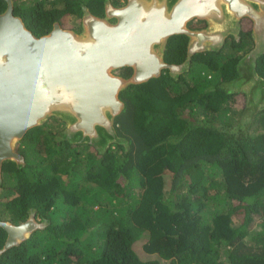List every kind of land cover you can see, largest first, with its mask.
I'll return each instance as SVG.
<instances>
[{
	"label": "trees",
	"instance_id": "trees-1",
	"mask_svg": "<svg viewBox=\"0 0 264 264\" xmlns=\"http://www.w3.org/2000/svg\"><path fill=\"white\" fill-rule=\"evenodd\" d=\"M82 4L103 16L105 0H13L36 36L78 21ZM240 34L227 48L194 54L176 79L165 69L119 92L125 107L114 124L128 149L113 143L98 153L55 140V125L29 129L20 142L26 164H3L0 206L16 220L38 207L51 224L6 250L0 264H264V110L250 134L214 126L234 124L243 111L236 92L221 86L238 77L253 45L250 31ZM187 41L171 36L164 60L182 63ZM256 63L264 78V54ZM142 236V252L160 260L139 256ZM5 239L0 228V248Z\"/></svg>",
	"mask_w": 264,
	"mask_h": 264
},
{
	"label": "water",
	"instance_id": "water-1",
	"mask_svg": "<svg viewBox=\"0 0 264 264\" xmlns=\"http://www.w3.org/2000/svg\"><path fill=\"white\" fill-rule=\"evenodd\" d=\"M5 2L0 13V181L4 162L24 165L17 145L27 131L51 117L64 124L57 141L88 144L98 153L113 143L128 149L114 124L125 107L119 92L165 69L178 78L189 70L194 54L221 50L244 17L253 23V46L237 63L238 77L222 87L246 97L238 121L242 134L264 109V78L256 70L264 54V0H125L117 7L105 0L104 16L82 4L79 32L54 22L40 36L14 14L13 0ZM197 20L206 26H188ZM178 34L188 38L186 59L170 64L164 60L165 48ZM123 67L131 68L128 77L117 74ZM42 227L32 214L18 224L0 220L6 231L0 255Z\"/></svg>",
	"mask_w": 264,
	"mask_h": 264
},
{
	"label": "flooded vegetation",
	"instance_id": "flooded-vegetation-1",
	"mask_svg": "<svg viewBox=\"0 0 264 264\" xmlns=\"http://www.w3.org/2000/svg\"><path fill=\"white\" fill-rule=\"evenodd\" d=\"M111 1V4L113 5V6H120V5H122V4H124L125 3V0H118L117 1V4L115 3H113L112 1L113 0H110ZM103 16H104V13H103ZM112 21H113V19H112ZM240 29L238 30V32H236L235 34H233V35H230L231 37H233L235 40H239L240 39V32L241 31H250V35H251V30H252V26H253V23H252V21L250 20V19H248V18H246V17H244V18H242L241 19V22H240ZM188 26L190 27V28H192V29H200V28H202V27H205L206 26V23L204 22V21H199V20H197V21H191L189 24H188ZM70 29H72V30H74V31H76V32H79L80 30H81V18L77 21V24H73L71 27H70ZM229 36V37H230ZM228 37V38H229ZM227 38V39H228ZM227 39H226V41H227ZM226 43V42H225ZM253 46V45H252ZM252 48V47H251ZM118 74V73H117ZM120 75V74H119ZM222 86V85H221ZM239 96H242V101H239V100H237L238 99V97ZM235 100H237L238 102H241V105H239V104H236V105H238V107H241V108H244V105H245V101H246V97L243 95V93H236V96H235ZM243 110V109H242ZM242 113V112H241ZM241 115V114H240ZM240 115H239V117H240ZM54 118H56V117H51V118H49V119H47V121H45L43 124H47V128L48 127H50L51 125H55V128H54V130H53V132L56 134V133H58L61 129H63V127H64V124H62L63 122L60 120V119H58V118H56L57 120H59L60 122H62V123H58V121H56V120H54ZM238 122V120H236V122L234 123V124H231V125H229V126H226L227 128L226 129H228V130H224L223 132H227V133H229V134H235L236 136H237V134H240V132H238L237 131V129H234V127H233V125H236V123ZM49 125V126H48ZM237 125H238V123H237ZM239 127V126H238ZM49 129V128H48ZM234 132H233V131ZM54 134V135H55ZM23 139V138H22ZM21 139V140H22ZM21 140H20V142H21ZM18 143V145H17V150L24 156V154L22 153V149H24V145H21V143ZM24 159H25V156H24ZM4 164V163H3ZM26 164V160H25V163H24V165ZM23 165V166H24ZM2 169H3V166H2ZM1 177H2V171H1ZM1 182V181H0ZM11 196H13V194H11ZM11 196L9 197V198H11ZM15 196V195H14ZM0 201H3V197H0ZM25 212H26V215H25V217L24 218H22L21 220H16L14 217H11L9 214H7V216H6V212H5V210H4V208L2 207V206H0V220H7V221H10V222H12V223H14V224H18V223H20V222H22V221H24V220H26L28 217H29V215L30 214H32L33 216H34V219H35V221L36 222H38V223H40V224H43V227L42 228H37L35 231H33V233H32V235L35 233V232H37L38 230H44V229H46L50 224H51V219L48 217V216H46L47 215V213H43V212H41L40 210H39V208L38 207H35V206H29L26 210H25Z\"/></svg>",
	"mask_w": 264,
	"mask_h": 264
},
{
	"label": "rangeland",
	"instance_id": "rangeland-1",
	"mask_svg": "<svg viewBox=\"0 0 264 264\" xmlns=\"http://www.w3.org/2000/svg\"><path fill=\"white\" fill-rule=\"evenodd\" d=\"M73 24H77V21L75 20V19H73V18H70L69 20L67 19L66 21H63V25H62V27H64V28H70ZM224 47H228V45H227V43H225L224 44ZM237 100H239V101H242L243 99H242V96H239L238 97V99ZM236 100V104H239V105H241V102H238ZM245 103V102H244ZM264 110V109H263ZM263 110H260V111H258V113L259 112H261V111H263ZM240 118H241V115H240V117H239V119L238 120H240ZM214 126L215 127H218L220 130H222V131H224V130H228V129H226L227 127L225 126V125H223L222 123H220V122H217L216 124H214ZM236 126H238V125H236ZM235 125H233V127H234V129H237V131H240V129H239V127H236ZM252 126V125H251ZM251 126H249L248 127V130L247 131H245L244 129V132H245V134H250L251 133V130H253L254 129V127H251ZM250 129V130H249ZM233 131V130H232ZM234 132V131H233ZM145 237H141V238H139V240L138 241H136L135 242V250H137V253L139 254V256L142 258V259H144V260H148V259H158V260H160V258L157 256V255H155V254H152V253H149V254H144L143 252H142V250H141V248H142V243H144L145 242Z\"/></svg>",
	"mask_w": 264,
	"mask_h": 264
}]
</instances>
